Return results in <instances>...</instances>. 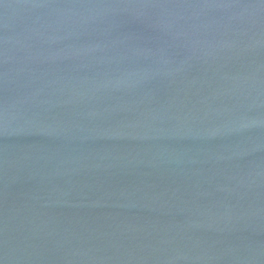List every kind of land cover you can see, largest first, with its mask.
I'll return each instance as SVG.
<instances>
[{
	"label": "water",
	"instance_id": "1",
	"mask_svg": "<svg viewBox=\"0 0 264 264\" xmlns=\"http://www.w3.org/2000/svg\"><path fill=\"white\" fill-rule=\"evenodd\" d=\"M0 264H264V0H0Z\"/></svg>",
	"mask_w": 264,
	"mask_h": 264
}]
</instances>
